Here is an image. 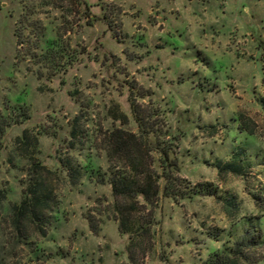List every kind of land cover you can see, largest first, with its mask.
I'll list each match as a JSON object with an SVG mask.
<instances>
[{"label": "rangeland", "instance_id": "rangeland-1", "mask_svg": "<svg viewBox=\"0 0 264 264\" xmlns=\"http://www.w3.org/2000/svg\"><path fill=\"white\" fill-rule=\"evenodd\" d=\"M43 36L59 45L47 55ZM115 130L154 151L141 161L160 188L154 204L138 197L118 211L109 182L132 169L112 151ZM162 150L179 166L178 194L211 184L216 197H166ZM220 163L245 169L220 175ZM41 178L52 227L22 243L1 215L0 264H216L244 218L264 228V0H0L7 206ZM243 254L254 261L240 264H264L263 245Z\"/></svg>", "mask_w": 264, "mask_h": 264}, {"label": "trees", "instance_id": "trees-1", "mask_svg": "<svg viewBox=\"0 0 264 264\" xmlns=\"http://www.w3.org/2000/svg\"><path fill=\"white\" fill-rule=\"evenodd\" d=\"M22 45H24V42H22ZM58 46L59 45L56 40H50L47 39L46 36H43L42 46H40V49L47 55L51 51H55ZM132 109L138 123L140 124V129H142L144 134H147V131H145L146 124L143 122L144 119L141 117L140 110L134 102H132ZM133 141L136 142L135 147L130 145H128V148L124 147V143L129 144L128 142ZM109 143L111 144L114 154L121 155L122 158H127L131 161L130 167L132 169V175L118 173L113 175L109 182L112 187L118 211L121 210L119 202L124 201L127 203L128 201L134 200L138 197H142L145 202L149 204H154L159 197L160 188L158 183H155L152 180V172L145 168V165L141 164V161L146 157V154L150 155V153L154 151L150 150L145 152L141 147L142 144L139 139L135 135L128 134L123 130H115L109 138ZM17 145L19 147L23 146L22 149L27 151V147L30 146V138L26 132L22 137L17 139ZM161 154L163 155L164 163L166 164L163 167L164 172L162 174V177L167 183L164 188V194L166 197L172 198L175 201L179 200L181 197L182 199H192L193 196L200 194L216 197L218 190H213V186L211 184L198 185L196 186L197 188L193 189V192L190 194H178L175 190L176 185L173 183L174 178L172 176V170L175 169L176 171H179V166L176 161L170 160L169 154L166 150H162ZM219 166L221 167L219 172L220 175L228 172L238 175L242 173V169H245V166L241 165V167H237V164L220 163ZM250 166L251 165H248L246 167ZM41 170H45V167L41 164V162L32 163L31 173L34 174V176L41 174ZM70 177L72 179L77 178L78 173L71 174ZM142 178L146 181H142ZM175 179L177 181V178ZM8 197V190L4 189L2 183H0V217L2 215L5 216L6 219L10 220L12 224L11 228L16 235L17 240L22 243H28L29 241L37 238L39 235L46 237L52 227L47 226L50 224L48 211L52 209L50 206V190L46 180L41 178L36 181H30L28 188L23 193V200L20 203L7 206L6 202L8 201ZM227 204L228 212L231 214H236L240 210L239 206L234 201L230 200ZM121 213L124 221L120 224V230L125 235H131V233L127 230L126 221L128 219L126 218L125 210L122 209ZM255 220L258 221V219ZM255 220L248 218L243 219L244 223L249 221L250 225L244 224V226H240L241 234L233 236L235 237L234 245L226 249L227 253L224 254V256L220 257V255L216 254V264H240L239 258H237V256L240 255L249 261H254L253 258L250 259L249 256L243 254V248L247 247L255 249L259 245L264 246V228L263 226H260V224H255ZM146 230V228H142V231ZM211 237L217 242H221V235L212 234ZM130 239L132 240V238Z\"/></svg>", "mask_w": 264, "mask_h": 264}]
</instances>
